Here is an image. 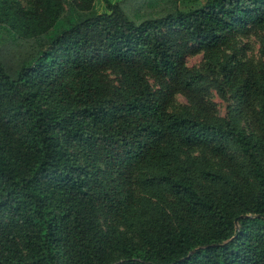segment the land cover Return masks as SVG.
Instances as JSON below:
<instances>
[{
	"label": "trees",
	"instance_id": "trees-1",
	"mask_svg": "<svg viewBox=\"0 0 264 264\" xmlns=\"http://www.w3.org/2000/svg\"><path fill=\"white\" fill-rule=\"evenodd\" d=\"M252 28L264 59V0H0V264H264V61L241 76L218 53ZM148 72L227 78L259 132L169 111Z\"/></svg>",
	"mask_w": 264,
	"mask_h": 264
},
{
	"label": "rangeland",
	"instance_id": "rangeland-1",
	"mask_svg": "<svg viewBox=\"0 0 264 264\" xmlns=\"http://www.w3.org/2000/svg\"><path fill=\"white\" fill-rule=\"evenodd\" d=\"M20 1L24 2V4L26 2V0ZM174 35L186 53L185 71L188 74L202 71L210 54L206 51L199 50L183 33L175 32ZM262 36L263 32L258 28L231 34L228 41L218 51L220 60L227 62L232 57L240 59L238 71L241 76L257 72L264 61L260 51ZM101 75L110 87L115 85L120 86L123 83V76L118 68L108 66L101 72ZM157 79L158 77L148 72L149 82L157 93L162 96L163 102L169 111L187 109L203 117H230L237 115L247 130L259 132L260 117L257 106L252 104V102L240 104L227 78L222 79L225 84V93H222L218 89L212 77L207 78L201 86H198L192 92H187L183 86L173 83H170L166 88H162ZM185 152L193 156H201L204 150L195 149L186 150ZM204 153L206 154V159H208L207 162L209 161L215 167L225 168V160L218 156L208 154L206 151ZM234 157H238L237 153H234ZM135 182L138 183L139 180Z\"/></svg>",
	"mask_w": 264,
	"mask_h": 264
}]
</instances>
